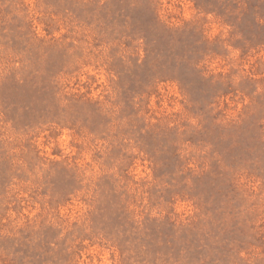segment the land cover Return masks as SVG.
<instances>
[{
	"label": "rangeland",
	"instance_id": "1",
	"mask_svg": "<svg viewBox=\"0 0 264 264\" xmlns=\"http://www.w3.org/2000/svg\"><path fill=\"white\" fill-rule=\"evenodd\" d=\"M0 264H264V0H0Z\"/></svg>",
	"mask_w": 264,
	"mask_h": 264
}]
</instances>
